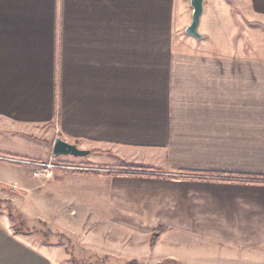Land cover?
<instances>
[{
  "label": "crops",
  "instance_id": "1",
  "mask_svg": "<svg viewBox=\"0 0 264 264\" xmlns=\"http://www.w3.org/2000/svg\"><path fill=\"white\" fill-rule=\"evenodd\" d=\"M246 2L263 41L264 0ZM233 9L204 0L195 39L189 0H0V154L44 161L60 136L114 160L50 179L0 162V180L104 223L95 251L117 263L264 264V44L245 52ZM5 212L0 264H68Z\"/></svg>",
  "mask_w": 264,
  "mask_h": 264
},
{
  "label": "rangeland",
  "instance_id": "2",
  "mask_svg": "<svg viewBox=\"0 0 264 264\" xmlns=\"http://www.w3.org/2000/svg\"><path fill=\"white\" fill-rule=\"evenodd\" d=\"M232 5L234 6L232 17L234 18L235 23H241L239 30L241 34H243V38L249 39L250 45H246L245 52L251 53L257 48L258 44L256 42H261L262 46L264 44V40L260 41V36L258 38L253 39L252 31L255 29H250L248 26L256 25V21H252L248 19L247 13H249V7L246 0H231ZM250 14V13H249ZM214 22V19H213ZM243 23L247 24L248 26L244 25ZM248 27V28H246ZM203 29V23L200 24L199 29ZM181 37H184V34H179ZM241 36V35H240ZM242 37V36H241ZM236 38V37H235ZM234 38V39H235ZM257 41H254L256 40ZM259 48V47H258ZM264 48V46H263ZM260 49V48H259ZM257 50L260 52V50ZM94 158L93 160H89ZM27 159V158H26ZM51 161L52 163H62V164H73L79 165L82 167L91 165L98 167L100 169H105L104 165H113L114 160L112 161L110 157L108 158L106 155H91L88 158V155L85 157H74V156H59L56 158L52 157L50 153L49 157L44 160L45 163ZM0 162L6 163V165L11 166L12 164H20L18 167H26L29 168V174L37 178L43 179H50L55 173L56 170H61L59 168H51L48 167L47 171H40L39 175L33 174L32 166L28 164H21V163H14L9 161L0 160ZM93 162V163H92ZM103 165V166H102ZM74 171V170H70ZM101 171V170H100ZM96 171V172H100ZM74 172H95V171H74ZM42 173V174H41ZM15 175H11L5 179L0 180V188L4 191L6 195H9V198H13L14 203L16 205V209L11 206L9 200L0 201V210L6 211V215L10 218L13 222L15 227L19 228L22 227L23 231H35V235L41 242L47 243H56L65 245L67 252L69 253V258L67 263L71 264L72 261L74 264H123L120 261L117 263L114 258L98 254L95 250L99 245V241L102 239V234L111 235L113 230L111 228H107L104 223H100L98 227H93L90 231H85V228L88 225H91L90 221H85L86 225L85 228L82 230L83 222L78 221L77 218H80V210L77 207H71L75 212L76 215L71 216L69 214V210L66 207L59 205V201L56 199L57 197H50L42 194V189L39 191H33L28 196H25L23 193L30 187L35 185H21V182L18 178H14ZM30 177V178H29ZM27 180H32L31 175H27ZM65 185H62V190L59 189L58 191L64 193ZM67 191H69V188ZM10 189V190H9ZM42 194V195H41ZM24 196L23 198H21ZM58 212V216L56 221L53 222L52 226H48L47 224L41 223L39 218L43 215L52 218L54 214ZM62 212V213H61ZM60 214H64L61 217L65 218V222L60 223L57 220L60 218ZM92 218L88 216L87 219ZM84 223V224H85ZM72 225V226H71ZM20 226V227H19ZM70 226V227H69ZM69 233H67L68 231ZM128 233L127 231H125ZM68 234V235H66ZM67 237H66V236ZM123 237V235H119ZM69 237V238H68ZM129 237L127 236L126 239ZM78 242H77V241ZM102 241V240H101ZM115 261V262H114ZM66 262V261H65Z\"/></svg>",
  "mask_w": 264,
  "mask_h": 264
},
{
  "label": "water",
  "instance_id": "3",
  "mask_svg": "<svg viewBox=\"0 0 264 264\" xmlns=\"http://www.w3.org/2000/svg\"><path fill=\"white\" fill-rule=\"evenodd\" d=\"M191 12V20L187 24L183 32L184 34L200 39L203 35L198 31V25L200 22V16L203 11L204 0H189ZM90 153V149L81 148L75 142H68L57 136L54 139L51 154L53 158L59 156H74V157H85Z\"/></svg>",
  "mask_w": 264,
  "mask_h": 264
},
{
  "label": "built area",
  "instance_id": "4",
  "mask_svg": "<svg viewBox=\"0 0 264 264\" xmlns=\"http://www.w3.org/2000/svg\"><path fill=\"white\" fill-rule=\"evenodd\" d=\"M0 160L14 162V163L28 164L32 166L34 175H39V169H41L40 171H47L48 167H51L53 169L59 168L61 170H66V171H70V170H74V171H79V170L100 171L101 170L102 171V169L95 167V166H91V165L82 167V166L73 165V164L52 163L51 161H48L47 163H45L44 161H35L31 159L13 157V156H8V155H1V154H0Z\"/></svg>",
  "mask_w": 264,
  "mask_h": 264
},
{
  "label": "trees",
  "instance_id": "5",
  "mask_svg": "<svg viewBox=\"0 0 264 264\" xmlns=\"http://www.w3.org/2000/svg\"><path fill=\"white\" fill-rule=\"evenodd\" d=\"M163 229H164L163 226L158 225L152 230L149 238V245L151 247L155 244L158 235L162 232ZM127 264H139V263L135 260H132L129 261Z\"/></svg>",
  "mask_w": 264,
  "mask_h": 264
}]
</instances>
